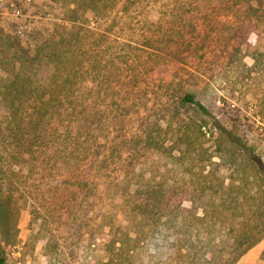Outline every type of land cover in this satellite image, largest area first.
Returning <instances> with one entry per match:
<instances>
[{
    "label": "rangeland",
    "instance_id": "374dc122",
    "mask_svg": "<svg viewBox=\"0 0 264 264\" xmlns=\"http://www.w3.org/2000/svg\"><path fill=\"white\" fill-rule=\"evenodd\" d=\"M15 7L0 9L4 264H184L178 248L214 256L216 231L261 226L264 182L232 140L264 165V0ZM28 126L42 153L23 154ZM236 264H264V238Z\"/></svg>",
    "mask_w": 264,
    "mask_h": 264
},
{
    "label": "trees",
    "instance_id": "16d2710c",
    "mask_svg": "<svg viewBox=\"0 0 264 264\" xmlns=\"http://www.w3.org/2000/svg\"><path fill=\"white\" fill-rule=\"evenodd\" d=\"M48 55L50 56V54ZM68 78H69V75H68ZM29 86H32L31 89L34 90V93L38 92V87H40V86H35L32 83H29ZM42 87L46 89V86H42ZM42 87L40 88V90L43 89ZM56 87L58 88V85ZM62 87L66 88V85H63ZM23 89H24L23 90L24 96L29 97V94L33 92V90L31 89L28 90L25 87ZM181 99H182L181 100L182 102L194 104L201 111L203 112L206 111V109L201 104H199L198 102L194 100V97L192 95L184 94ZM37 106H38L37 103H35L33 105V109L29 113V117L32 119H33V116L35 117L33 111H37L35 118H37L38 113H40L38 112V110L39 108H42V102H41V106H38V110H37ZM26 129H28L26 134L29 135L28 138H30L32 141V143H30L28 146L30 147L36 146V149L35 151H32L31 149H29V151H23V154H32L37 151H41L42 153L43 149L41 150L39 147H37V146L42 145V143H39V140L41 139L40 132L37 129H35L34 126H32V128L31 127L29 128L28 126ZM31 131L34 133L32 134ZM23 138H27V137H24V133H23ZM20 139L21 137H19V135L16 136L15 138V140H17L18 142H21ZM239 142L240 141L232 140V143L237 148L243 151V155L249 167L255 170L259 174L260 179L264 182V169H263L264 165H263L262 157L255 154L254 150L251 147H247L246 145L239 143ZM23 147L27 148V146H24V142H23ZM1 186L2 184H0V229H2L5 224H8L11 229H14L17 223V219H15V216L12 213L14 209H12L11 211L10 201H8L9 199L6 196L5 191L2 189ZM227 189H228V186H227ZM231 200L234 202L237 201L236 198H232L230 200L227 198L224 201L229 202ZM224 201H222V204H224ZM262 205L264 207V199H262L261 201V206ZM205 216L206 214L203 213L201 219L198 217L195 219L202 222ZM262 216H263V213L261 211H258L256 213L257 219L262 218ZM221 230L222 229L215 232V234H218V237L220 236L219 238L221 239L216 245L211 247L212 252L215 253L214 256L211 255V251L210 249H208L206 245L202 247H198V248L194 247V245H190L187 247L185 246L183 249L178 248V251L179 250L184 251L183 254L180 253L181 259L184 261V264H236V262L239 260V258L244 253H246L255 244H257L262 238H264V221L262 220L261 226L260 225L249 226L248 223H244V224H241L240 228L236 230L233 229L232 227L227 230H222V231ZM190 233L191 232H189V234ZM206 233L209 234L211 232L207 231L205 232V234ZM222 237H225V238L222 239ZM0 264H4V259H0Z\"/></svg>",
    "mask_w": 264,
    "mask_h": 264
},
{
    "label": "built area",
    "instance_id": "2783aa9c",
    "mask_svg": "<svg viewBox=\"0 0 264 264\" xmlns=\"http://www.w3.org/2000/svg\"><path fill=\"white\" fill-rule=\"evenodd\" d=\"M18 0H0V9H9L13 15H18L20 13L19 9L15 7Z\"/></svg>",
    "mask_w": 264,
    "mask_h": 264
}]
</instances>
